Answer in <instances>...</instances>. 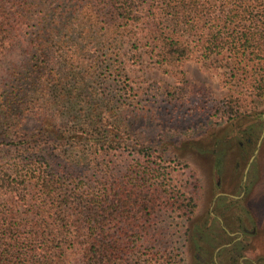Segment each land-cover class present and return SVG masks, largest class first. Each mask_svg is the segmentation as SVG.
I'll return each instance as SVG.
<instances>
[{
  "label": "trees",
  "instance_id": "16d2710c",
  "mask_svg": "<svg viewBox=\"0 0 264 264\" xmlns=\"http://www.w3.org/2000/svg\"><path fill=\"white\" fill-rule=\"evenodd\" d=\"M145 11L155 38L177 26L196 29L183 42L173 39L165 60L188 58L196 47L206 58L215 53L231 87H245L251 99L264 95V0H0V60L21 56L0 79V126L41 114L36 126L13 131L25 149L0 157V264L183 262V219L195 196L168 179L190 165L169 149H106L125 144L123 128L131 138L134 131L130 120L108 127L88 83V39L113 41ZM240 94L214 103L204 97L196 114L229 122L248 107ZM53 96L72 101V126H59ZM99 129L103 138L93 144L101 149L50 147L80 144Z\"/></svg>",
  "mask_w": 264,
  "mask_h": 264
},
{
  "label": "rangeland",
  "instance_id": "374dc122",
  "mask_svg": "<svg viewBox=\"0 0 264 264\" xmlns=\"http://www.w3.org/2000/svg\"><path fill=\"white\" fill-rule=\"evenodd\" d=\"M142 14L143 20L130 22V31L116 33L113 41L100 46L94 45L92 36L88 39L89 47L94 46L89 51L93 66L88 83L101 106L99 117L110 129L118 120H130L134 131L131 138L123 128L119 134L125 144L106 149H169L190 165L168 179L171 184H183L187 194L195 196L194 212L183 219L186 234L181 264H264V95L251 99L252 93L245 87H231L228 70L220 66L215 53L206 58L196 47L188 58L165 60L163 52L170 48L169 43L185 41L196 29L189 32V25L177 26L155 38L148 23L151 14ZM201 24L207 30L213 27ZM74 40L82 43L77 35ZM19 57L7 55L0 60V79ZM238 93L250 101L235 119L223 123L196 114L204 97L214 103ZM172 94L178 100L171 101L168 95ZM53 97L60 109L59 126H72L68 119L72 101ZM35 112L23 114L22 124L13 128L0 126V157L16 154L5 149H25L19 139L15 141L13 131L36 126L41 114ZM100 129L80 144L65 140L50 147L101 149L93 144L103 138ZM131 139L134 146L129 145ZM171 220L169 216L166 224ZM173 235L169 242L175 239Z\"/></svg>",
  "mask_w": 264,
  "mask_h": 264
},
{
  "label": "flooded vegetation",
  "instance_id": "af4514ba",
  "mask_svg": "<svg viewBox=\"0 0 264 264\" xmlns=\"http://www.w3.org/2000/svg\"><path fill=\"white\" fill-rule=\"evenodd\" d=\"M252 159H253V157H252ZM249 167H250V164L248 165L247 170L249 169Z\"/></svg>",
  "mask_w": 264,
  "mask_h": 264
}]
</instances>
